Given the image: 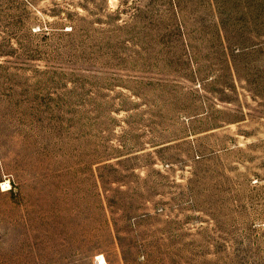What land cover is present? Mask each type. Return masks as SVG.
I'll return each mask as SVG.
<instances>
[{"label":"rangeland","instance_id":"1","mask_svg":"<svg viewBox=\"0 0 264 264\" xmlns=\"http://www.w3.org/2000/svg\"><path fill=\"white\" fill-rule=\"evenodd\" d=\"M0 264H264V0H0Z\"/></svg>","mask_w":264,"mask_h":264},{"label":"built area","instance_id":"2","mask_svg":"<svg viewBox=\"0 0 264 264\" xmlns=\"http://www.w3.org/2000/svg\"><path fill=\"white\" fill-rule=\"evenodd\" d=\"M6 183H7V182L2 183V186L6 185ZM7 184H8V186H4V187L2 188L3 190H9V189H11V182H8Z\"/></svg>","mask_w":264,"mask_h":264}]
</instances>
